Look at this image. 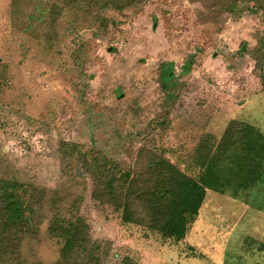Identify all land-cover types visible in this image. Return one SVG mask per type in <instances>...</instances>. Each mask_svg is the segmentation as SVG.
Listing matches in <instances>:
<instances>
[{"label":"rangeland","instance_id":"obj_1","mask_svg":"<svg viewBox=\"0 0 264 264\" xmlns=\"http://www.w3.org/2000/svg\"><path fill=\"white\" fill-rule=\"evenodd\" d=\"M94 1L0 0V182L44 190L0 264H264L263 138L228 132L264 135V0ZM212 151L223 192L183 238L152 229V164L198 179Z\"/></svg>","mask_w":264,"mask_h":264},{"label":"trees","instance_id":"obj_2","mask_svg":"<svg viewBox=\"0 0 264 264\" xmlns=\"http://www.w3.org/2000/svg\"><path fill=\"white\" fill-rule=\"evenodd\" d=\"M107 1L111 4L117 5L116 8L118 9L143 2V0ZM93 3L96 6L101 7L103 5V0H95ZM233 4L234 3H231L230 6H233ZM258 65L259 64L257 63V66ZM170 75L171 73H169V69L162 68V70H160L159 78L163 85L167 84ZM236 124L238 123L231 121L228 132L232 135L236 130H239L237 132L241 131L240 137L244 138L241 142H244L245 146H247L248 140L250 141L253 136L255 138H258V136L263 138L258 144L254 140L256 145L254 153L262 158V153L264 152V135L261 134L256 127L254 129L249 123H239L241 128ZM65 144L71 145L68 143ZM245 151L250 153V148ZM222 153L223 152L221 151H212L211 157L209 158L204 157L200 153L195 154L193 157V164L195 163V165L202 166L203 168V173L198 179L184 176L183 173L173 170V165L166 159H162L160 162L152 164L153 174L156 175V178L154 179L155 186L150 187L144 193L145 197L148 199L149 206L152 207L150 213V226L152 229L158 230L168 238L176 237L177 239H181L185 236L186 225L188 221H192L196 217L198 209L204 200L206 190L210 189L221 193L223 192L219 189L220 185L222 186L219 174H222V172L218 166L220 160V157L218 156ZM113 180L116 182L114 177ZM113 183H107V186L104 187L106 194L103 196L108 195L113 204H115L116 201V208L122 209L123 220L128 221L130 219L129 207L127 202L123 201L128 195L120 190V185L117 187V185ZM3 184L0 182V250H7L8 245L15 246V250L20 244L21 237L31 233L35 228L36 209L37 207L41 208L43 205L44 190L32 185L28 188L19 186L17 183H8V187H5L6 183ZM116 191L119 193L118 196ZM18 192H20L25 199L29 193L28 200H22L17 195ZM16 206L21 210L20 215L14 218L9 214H11L10 211ZM71 228L73 229V235L75 236L79 228L77 225H72Z\"/></svg>","mask_w":264,"mask_h":264}]
</instances>
